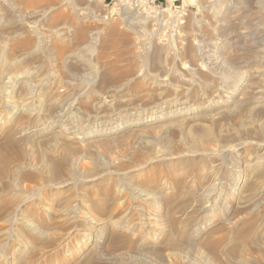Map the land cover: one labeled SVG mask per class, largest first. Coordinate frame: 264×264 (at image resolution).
Segmentation results:
<instances>
[{"label":"rangeland","instance_id":"1","mask_svg":"<svg viewBox=\"0 0 264 264\" xmlns=\"http://www.w3.org/2000/svg\"><path fill=\"white\" fill-rule=\"evenodd\" d=\"M88 2L0 10V264H223L221 237L251 260L231 198L264 147V0Z\"/></svg>","mask_w":264,"mask_h":264},{"label":"bare ground","instance_id":"2","mask_svg":"<svg viewBox=\"0 0 264 264\" xmlns=\"http://www.w3.org/2000/svg\"><path fill=\"white\" fill-rule=\"evenodd\" d=\"M38 1H40V0H31V2L32 3H37ZM191 2H195L196 0H190ZM216 1V0H215ZM11 3V2H10ZM13 3V2H12ZM13 4H15V3H13ZM4 5H6V3H5V0H3V2H1L0 3V10H2L3 9V7H4ZM10 4L8 3L6 6H9ZM84 5L85 6H88L89 5V2H88V0H84ZM81 9V8H80ZM79 9V11H81ZM83 9H85V8H83ZM87 9V8H86ZM10 10V9H9ZM13 10V9H12ZM11 10V11H12ZM77 11V10H76ZM76 18V20L74 19V24H76V21L78 20V18H77V16L75 17ZM11 22V21H10ZM78 32H80V34L78 33V35H79V37L82 39V37L84 36V34H85V32L86 31H84V30H82V31H78ZM13 33H15V32H13ZM18 33V32H17ZM58 32H56V34H57ZM17 35V34H16ZM41 35H43V34H41ZM43 37V36H42ZM45 37H47L46 35H45ZM44 37V38H45ZM78 37V38H79ZM40 38V37H39ZM49 37H47V39H48ZM79 38V39H80ZM46 40V39H45ZM44 41V40H43ZM25 46L26 45H29L30 43H31V41H29V40H26V42L24 41V42H22ZM23 45V46H24ZM1 93V92H0ZM3 93V92H2ZM13 93V92H12ZM260 94H264V92H259ZM259 95V94H258ZM260 96V95H259ZM251 97V96H250ZM258 97V96H257ZM261 97V96H260ZM260 97H258V99L257 100H255V104L256 105H258V106H260L261 104V102H262V100L264 99V97L262 96L261 98ZM3 98V97H2ZM233 98H235V97H233ZM4 100V99H3ZM29 100V99H28ZM31 100V99H30ZM233 100V99H232ZM24 101V100H23ZM18 102V101H17ZM16 102V103H17ZM22 102V101H21ZM27 102V101H26ZM244 102V101H243ZM248 102V101H247ZM252 102V103H253ZM19 103H20V100H19ZM19 103H17V104H19ZM23 103V102H22ZM22 103H20V104H22ZM28 103V102H27ZM244 103H246V102H244ZM250 103V102H249ZM251 103V104H252ZM20 104H19V106H20ZM23 104H25V103H23ZM222 104H231V102H229V101H225V102H222ZM264 104V103H263ZM26 105V104H25ZM234 105V104H233ZM17 106V105H16ZM23 106V105H22ZM235 106V105H234ZM255 107V106H254ZM4 108V107H3ZM20 108V107H19ZM27 108V107H26ZM29 109V108H28ZM1 110V109H0ZM6 110V109H5ZM13 110H16L15 108L13 109ZM20 110V109H19ZM18 110V111H19ZM22 110V109H21ZM226 110H228V109H226ZM8 111V110H7ZM11 111V110H10ZM70 111V110H69ZM4 112H6V111H4ZM12 112V111H11ZM10 112V113H11ZM64 112V111H63ZM63 112H60L61 114H65V113H63ZM225 112H227V111H224V113ZM58 113V112H57ZM60 113H59V115H60ZM68 113V112H67ZM6 114V113H5ZM9 114V113H8ZM7 115V114H6ZM58 116V115H57ZM68 117V116H67ZM57 119H58V117H57ZM66 119V118H65ZM72 119V118H71ZM15 120V119H14ZM63 121V120H62ZM71 121V120H70ZM82 121V120H81ZM151 122H152V120H150ZM60 125V124H59ZM71 125H73V124H71ZM65 129V128H64ZM64 129H63V131H64ZM67 129V128H66ZM72 129V128H71ZM69 131V130H68ZM71 131V130H70ZM65 132H66V130H65ZM72 132V131H71ZM70 132V133H71ZM74 132V131H73ZM75 133V132H74ZM60 134V133H59ZM65 134V133H64ZM71 134H73V133H71ZM208 134H209V132H208ZM74 135V134H73ZM72 135V136H73ZM198 135V134H197ZM263 135V134H262ZM66 137V136H65ZM196 142V141H195ZM200 144V143H199ZM261 149V152H262V155H261V157H257V158H254L252 161H250L251 163H249L248 165V167H247V171L246 172H248V171H250L251 172V175H246V174H244V179L242 180V189H241V192H240V194L237 196V197H232L231 199H232V202H231V204L235 207V209H239V210H241V212L243 211V214L241 213V214H237L236 216H235V223H236V225L237 224H242V222H243V220L245 219V218H247V217H249L250 215H253V217L252 218H250V220H248V219H246V220H248V222L246 223V225L244 226V228H243V231L242 230H240V231H242V232H240V234H239V238H241L242 240H245L246 241V243H251V245H253L252 246V248L255 250L254 251V253H255V255H257V254H261V255H263V256H261L259 259H261L262 257L264 258V243L262 244V246H261V243H258L259 242V240H262L263 239V241H264V208H263V212L262 213H260L261 215H262V217L261 216H257L258 215V213L256 212V211H261V210H259V209H261L262 208V206L264 207V204H261L260 202H261V200H259L260 202V204L259 205H254L253 204V201L255 200V199H253V198H256V197H260L262 194H263V191H264V182L262 183V182H259L260 181V179H263L264 177H263V175H264V147H262V148H260ZM65 156H66V154H65ZM11 157L10 156H6V155H0V174H4V173H6L7 171H8V168H9V165H10V163L13 161L12 160V158L10 159ZM59 158V157H58ZM57 158V159H58ZM60 159H62V157H60ZM66 159V158H65ZM56 160V159H55ZM54 161V160H53ZM62 161V160H61ZM66 161H68V160H66ZM57 162V161H56ZM192 163V162H191ZM194 163V162H193ZM52 164H57V163H52ZM61 164V163H60ZM60 164H57V166H60L59 168H61L62 167V165H60ZM65 164H63V166H64ZM52 167V166H51ZM218 167V166H217ZM63 169H65V167L64 168H62V170ZM61 170V171H62ZM60 171V172H61ZM50 172V171H49ZM59 172V171H58ZM59 172V173H60ZM63 172V171H62ZM87 172V171H86ZM231 172H233L234 173V176H235V174L237 175L238 173H236V171L235 170H233V169H231ZM249 172V173H250ZM8 173V172H7ZM51 173H53V172H51ZM54 173H56V172H54ZM53 173V174H54ZM58 173V174H59ZM65 173V172H64ZM74 173H75V171H74ZM84 173V174H83ZM90 173H91V171H90ZM89 173V174H90ZM72 175H73V173H71ZM70 174V175H71ZM80 174V173H79ZM82 174L83 175H85V172H82ZM82 174H80V175H82ZM92 174V173H91ZM52 175V174H51ZM55 175V174H54ZM53 175V176H54ZM83 175H82V177H83ZM87 176H88V173L86 174ZM154 175V174H153ZM246 175V176H245ZM75 176H77V173H76V175ZM79 176V175H78ZM87 176H85V177H87ZM89 176H91V175H89ZM89 176H88V180H89ZM145 176V175H144ZM148 176V175H147ZM151 176V175H150ZM55 177V176H54ZM57 177V176H56ZM79 177H81V176H79ZM152 177V176H151ZM154 177V176H153ZM60 178V177H59ZM84 178V177H83ZM82 178V179H83ZM95 178V177H94ZM148 178H150V177H148ZM79 180V179H78ZM94 180V179H93ZM92 180V181H93ZM224 180V179H223ZM56 181V180H55ZM85 181V180H84ZM149 181H150V179H149ZM100 181H98V183H99ZM226 182V181H225ZM67 183V182H66ZM88 183V182H87ZM96 183V182H95ZM102 183V182H101ZM228 184V183H227ZM98 185V184H97ZM108 185V184H107ZM103 188V187H102ZM222 188V187H221ZM98 189V188H97ZM108 192V191H107ZM125 193V192H124ZM239 193V192H238ZM107 194H111L110 192L109 193H107ZM244 194V195H243ZM100 195V194H99ZM123 196H126V195H124V194H122ZM231 195V194H230ZM243 195V196H242ZM97 197V196H96ZM104 197H106V195L104 196ZM127 197V196H126ZM126 197H125V199H126ZM249 197H251V198H249ZM100 199H101V197H100ZM105 199V198H104ZM124 199V198H123ZM122 199V201H124ZM147 199V198H146ZM253 199V200H252ZM257 199V198H256ZM260 199H262V198H260ZM117 200H119V199H117ZM121 200V199H120ZM151 200H153V199H151ZM263 200V199H262ZM105 201V200H104ZM103 200H102V202H104ZM106 201H107V199H106ZM113 201H114V198H113ZM115 201H116V199H115ZM122 201H120V202H122ZM161 201V200H160ZM99 202V201H98ZM213 202V201H212ZM105 203V202H104ZM153 203V202H152ZM215 203V202H214ZM156 205V204H155ZM152 206V205H151ZM150 206V207H151ZM233 206H231V208L230 209H233L234 207ZM154 207V206H153ZM260 207V208H259ZM154 209H156V208H154ZM152 210V209H151ZM204 210V209H203ZM238 211V210H237ZM236 211V212H237ZM155 212V211H154ZM232 212H234L233 210L232 211H230V213H232ZM238 213V212H237ZM232 217V216H231ZM230 217V218H231ZM81 219H84V218H81ZM87 221H88V219H87ZM234 221V220H233ZM86 222V221H85ZM84 223V222H83ZM92 223V222H91ZM95 223H96V221H95ZM234 223V222H233ZM244 223V222H243ZM244 223V224H245ZM88 224L90 225V223H89V221H88ZM240 224V225H241ZM96 225V224H95ZM121 226V225H120ZM242 226V227H243ZM125 227V226H124ZM121 229V228H120ZM242 229V228H241ZM98 231V230H97ZM111 234V233H110ZM128 235V234H127ZM211 236V235H210ZM132 237V236H131ZM144 238H147V237H144ZM228 238V237H227ZM87 239V238H86ZM143 239V238H142ZM221 239V240H220ZM124 240V239H123ZM133 241V240H132ZM139 241V240H138ZM143 240H141L140 242H142ZM225 241H227V240H225V239H222V237L221 238H218V242H214L213 241V243L211 242V244L209 243V250H210V253H212L213 255H214V258L216 259V257H218L219 255H220V247H221V245H224V248L225 249H223L224 250V252H223V250H221L223 253H224V263L223 264H260V262L258 261V263L255 261V259H256V257L257 256H255V255H253V254H249V256L248 257H250L251 258V260H248V259H246V256L244 257V254L246 253L244 250V254L243 253H240V251H239V255H235V252H229V250H228V248L229 247H227V245L229 246V244H226V242ZM137 242V241H136ZM114 243H116V242H114ZM127 243V242H126ZM132 243V242H131ZM144 244V243H143ZM134 245V244H133ZM146 245V244H145ZM150 245V244H149ZM245 245V244H244ZM237 246V245H236ZM148 247V246H147ZM142 248V247H141ZM152 248V247H151ZM246 248V247H245ZM244 249V248H243ZM141 250V249H140ZM252 250V249H251ZM253 251V250H252ZM250 252V251H249ZM247 255V254H246ZM216 256V257H215ZM260 255H258V257H259ZM249 258V259H250ZM253 259V260H252Z\"/></svg>","mask_w":264,"mask_h":264}]
</instances>
